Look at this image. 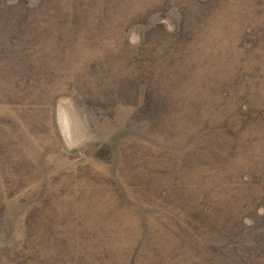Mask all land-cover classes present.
<instances>
[{
  "label": "rangeland",
  "instance_id": "1",
  "mask_svg": "<svg viewBox=\"0 0 264 264\" xmlns=\"http://www.w3.org/2000/svg\"><path fill=\"white\" fill-rule=\"evenodd\" d=\"M0 264H264V0H0Z\"/></svg>",
  "mask_w": 264,
  "mask_h": 264
},
{
  "label": "trees",
  "instance_id": "2",
  "mask_svg": "<svg viewBox=\"0 0 264 264\" xmlns=\"http://www.w3.org/2000/svg\"><path fill=\"white\" fill-rule=\"evenodd\" d=\"M206 172H207V174H206ZM202 177H203V180H204L203 189H205V190L208 189V187H207V183H208L207 180L208 179L218 180V181L220 180L216 170H213L212 168H208V167L202 169ZM208 194H211V192H203L201 194V198L208 197L209 196ZM215 221H216V219H214L213 223H215Z\"/></svg>",
  "mask_w": 264,
  "mask_h": 264
}]
</instances>
